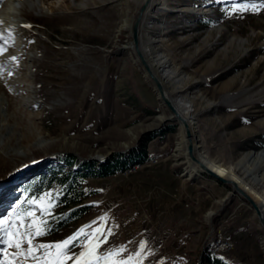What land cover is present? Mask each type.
<instances>
[{
    "label": "rangeland",
    "instance_id": "374dc122",
    "mask_svg": "<svg viewBox=\"0 0 264 264\" xmlns=\"http://www.w3.org/2000/svg\"><path fill=\"white\" fill-rule=\"evenodd\" d=\"M162 1L168 10L156 11L157 4L151 8L142 25L141 40L169 58V66L177 72L174 79L181 77L180 89H175L177 82L168 87L175 99L191 105L198 150L207 159L226 165L244 154L264 150V4L254 0ZM80 2H21L18 22L0 33V220L4 221L0 224V264H46L57 258L55 247L34 248L31 254L29 248L60 243L81 229L75 246L59 257L64 264H73L65 257H79L85 245L96 243L94 236L103 238L97 250L101 256L123 247L113 260L132 257L130 264H152L153 260L146 258L147 245H153L154 236H162L165 230L157 227L155 231L142 215L135 218L134 208L147 204L149 185L163 184V180L150 179L165 166H157L153 153L162 150L179 175L187 177L186 149L178 147L182 127L161 102L131 45L130 22L138 3L88 0L83 7ZM191 7H207L212 12L184 11ZM169 124L174 126L173 132L147 142L146 162L123 173L85 179L82 187L95 192L82 200L90 207L77 219L48 231L60 212L54 200L50 207L47 199L43 205L39 201L52 192L50 189L21 204L20 184L57 164L60 154L100 162L136 146L146 132ZM200 178L196 174L188 180L203 196L209 194L210 204L185 219L192 229L203 226L200 248L206 245L215 222L224 230L244 221L250 242L240 236L238 249L237 239L226 238L233 240V248L223 253V259L264 260V230L253 209L228 185L212 181L214 187H201ZM100 184L105 186L102 191L96 189ZM258 189L264 196V188ZM234 196L238 200L234 198L233 209L227 211ZM29 201H34L35 207ZM209 212H213L210 217ZM41 221L46 222L47 233L35 236ZM179 221L175 223L184 222ZM219 235L227 236L220 231L210 236L208 250ZM20 239L23 243L17 248ZM197 256H201L199 251H192L186 261L175 259L167 264H198Z\"/></svg>",
    "mask_w": 264,
    "mask_h": 264
},
{
    "label": "crops",
    "instance_id": "0c3cea01",
    "mask_svg": "<svg viewBox=\"0 0 264 264\" xmlns=\"http://www.w3.org/2000/svg\"><path fill=\"white\" fill-rule=\"evenodd\" d=\"M264 153V150L256 153H247L248 155H258ZM154 156L156 157L154 161L157 159L158 163L157 166L165 163V166L158 171H155L154 175L150 177V179H155L157 181H162V186H158L156 183L154 185H149L147 187L148 192V201L146 205H139L137 208H134L136 211L135 218L139 219L142 215L144 219H146L150 224L155 227V231L157 227L164 228L165 233L162 236L155 235L153 240V245H147L148 247V255L146 258H149L152 261V264H167L170 261H174L175 259H181L182 261H186L187 258L190 257V252L196 251L201 254L203 249L200 248L199 240L202 236L204 229L203 226L199 225L196 229H192L190 221L185 220L194 214L197 215L200 210L208 206L210 204V197L204 193L203 191L196 188L195 184L189 182L188 179H193L196 174L201 176L202 178L198 179L201 187L205 185H214L216 184V180L209 178L208 176H203L197 170L196 172H186L187 175L183 178L182 175H179V171L176 167L172 166L168 160L167 155H162V150L155 151ZM245 155V156H244ZM239 157L237 160L230 164H223L219 160H215V162L220 163L226 167H233L237 174L241 176H245L246 171L248 168H245L250 163V158L248 155L244 154ZM244 156V157H243ZM260 166L256 167L252 173H250V177L252 175L258 174L260 180L262 177L264 178V172L260 173V170L264 171V157H262ZM187 167L189 168V160L187 159L186 163ZM148 164V163H147ZM154 164V163H152ZM186 167V168H187ZM160 168V167H157ZM246 169V170H245ZM185 171V170H184ZM257 172V173H256ZM183 174V172H182ZM206 177V178H205ZM246 178L250 179L249 177L245 176ZM215 181V182H212ZM248 181V180H247ZM219 182V181H218ZM264 180L259 182H251L256 189L259 187L264 188L263 186ZM105 186L100 184L96 189L102 191ZM219 188V187H218ZM213 189L214 188H210ZM222 192H224V187L221 186ZM140 192L138 194H141ZM215 194L219 195V192L214 190ZM238 200L237 196L233 197V201L229 200L227 204L226 210L233 209L232 205L235 202V199ZM141 204V202H139ZM185 207V208H182ZM225 210V208H224ZM190 213V214H189ZM213 212L208 213V217L212 215ZM233 215V213H232ZM171 220V221H170ZM177 220H183L184 222H180L176 224ZM173 221V222H172ZM215 228H218V231L226 233V238H235L237 241L235 242V247L240 249L241 245L239 240L244 237V239L248 240L251 237L250 232L247 230V224L240 221H237L236 224L232 225L229 228L220 229L222 224H218L215 222L213 224ZM246 225V226H245ZM141 230V228L139 227ZM142 231H145L144 227ZM155 233V232H154ZM212 233V226L210 228L209 234L206 233L202 238H205L208 234L206 239V245L209 246V238ZM244 235H247L246 237ZM241 236V238H240ZM144 243L147 240H143ZM211 242V240H210ZM250 242V241H249ZM149 244V243H148ZM203 248V247H202ZM211 248V247H210ZM256 255V254H255ZM258 256V254L256 255ZM199 257V256H197ZM227 257V256H226ZM260 257V256H259ZM255 259V263L250 262L246 263L241 257L232 256L230 259L227 258V262L229 264H264L263 258ZM160 260V261H158Z\"/></svg>",
    "mask_w": 264,
    "mask_h": 264
},
{
    "label": "trees",
    "instance_id": "16d2710c",
    "mask_svg": "<svg viewBox=\"0 0 264 264\" xmlns=\"http://www.w3.org/2000/svg\"><path fill=\"white\" fill-rule=\"evenodd\" d=\"M173 130L174 126L169 124L164 128L146 132L136 146L100 162L81 160L69 153L60 154L57 164L48 165L44 171L31 175L28 180L20 184L21 204L23 205L24 201L31 197L36 198L42 191L50 189L54 204L59 206L60 212L50 222L48 231L56 230L80 217L90 207L89 204L82 203L84 198L95 192L93 189L82 187L86 178H103L123 173L135 164L141 165L149 159L147 142L152 138L161 137L165 132H173ZM223 258L222 256L210 257L208 245H205L198 264H229Z\"/></svg>",
    "mask_w": 264,
    "mask_h": 264
},
{
    "label": "bare ground",
    "instance_id": "6f19581e",
    "mask_svg": "<svg viewBox=\"0 0 264 264\" xmlns=\"http://www.w3.org/2000/svg\"><path fill=\"white\" fill-rule=\"evenodd\" d=\"M88 0H82V2L79 3L80 6H86V2ZM95 1V0H91ZM138 3V9L134 17L131 19L130 22V28L133 22L136 20V17L138 16V10L139 8L144 5L139 18L137 19V24H136V38H137V47L138 51L141 54L142 58L144 59V62L151 72V74L159 81L162 87V92L165 98H167L171 105L173 106V109L176 111V113L181 117L186 119V122L189 127V131L191 132V142L193 145V154L196 156V158L201 161L203 164H205L213 173H215L217 176L235 182V184L240 187L245 193L253 200V202L258 206L260 209L263 217H264V196L261 195L257 189L250 184L251 182H259L261 181L259 178L258 174L252 175L250 177V173L253 172V170L260 166L262 157H264V153H259L258 155H249L250 158V163L248 166L245 168H248V171H246L245 176L249 177L250 179L246 178L245 176H240L239 174L236 173V171L233 169V167H226L221 165L220 163L211 161L207 159V157L198 150V146L196 143V135H195V127H194V122H193V115L191 114V105L189 102H185L181 99H175L172 96V92L169 91V83L170 82H177L176 83V90L181 88V77L178 79H174L175 76L177 75L176 70L171 66L169 58L162 54V53H156L153 49L152 43H149L148 46H144L141 38V29L142 25L145 22V17L148 15V12L151 10V8L157 4L156 11H161V10H168L167 7L165 6V3L162 0H135ZM29 3L31 0H3L2 4L0 6V21L6 25L5 27L0 26V33L4 31L5 28H10L13 25H15L19 18L17 19V12L19 10V3ZM74 0H72V3ZM255 3H262L264 4V0H254ZM184 11L190 12L191 14H206L212 12L211 8L207 7H191L184 9ZM3 29V30H2ZM152 42H155L154 39ZM132 47L133 44L131 43ZM134 52V49H133ZM135 53V52H134ZM136 55V54H135ZM138 59V58H137ZM139 61V60H138ZM140 63V62H139ZM145 70V69H144ZM146 72V71H145ZM147 76L148 73L146 72ZM149 77V76H148ZM150 78V77H149ZM159 96V94H158ZM161 117V116H160ZM171 117L175 118L173 113L171 112ZM162 118V117H161ZM176 120V118H175ZM177 121V120H176ZM180 123L183 131V136L181 138V142L178 144L179 149L185 148L186 149V142L187 138L185 136V132L183 129V126L180 121H177ZM186 154V152H185ZM137 165V164H135ZM190 167L185 168L184 173L186 172H196L197 166L190 162L189 163ZM246 170V169H245ZM256 170V169H255ZM257 173V172H256ZM264 176V175H263ZM262 179H264L262 177ZM248 180V181H247ZM259 190V189H258ZM263 191V190H262ZM218 233V232H217ZM225 240L226 237L219 235L218 237L216 236L212 240V246L208 250L209 251V256L210 257H220L223 255L224 252L226 251H217L225 246ZM175 264H186L185 262H177Z\"/></svg>",
    "mask_w": 264,
    "mask_h": 264
},
{
    "label": "snow or ice",
    "instance_id": "6c2138e0",
    "mask_svg": "<svg viewBox=\"0 0 264 264\" xmlns=\"http://www.w3.org/2000/svg\"><path fill=\"white\" fill-rule=\"evenodd\" d=\"M237 11H239L240 9L237 8ZM253 10H258L253 8ZM13 59H15V57H13ZM53 194L52 193H45L42 197L39 198V201L41 203V205H43V202L45 199L48 200V205L49 207L52 206V200H53ZM30 205H33V207H35V203L34 201H29ZM44 208L41 207V213L43 214L44 212ZM28 215H33L32 212H29ZM4 221L0 220V224H3ZM83 229L78 230V232L76 234H74L72 237H69L68 239L60 242V243H56L54 245H44V244H40V245H35L29 248L28 252L29 254H31L33 252V249H51L53 247H55L58 251L56 254V259L55 260H49L46 262V264H64V261L59 259V257L64 256V254L66 252H68L71 247L75 246V242L78 240L80 234L82 233ZM97 232L100 231V229L96 230ZM110 232V230H109ZM47 233V226H46V222L41 221V227L37 229V231L35 232V236H41ZM13 238H15L16 233H12L11 234ZM103 238L99 237V236H94L93 237V241H97L96 243H92L90 242L88 245L84 246V250L80 252L79 257H65V259H72L73 260V264H100L101 261H103V264H130V261H132V257H129L128 260H113L112 257L114 256H118L120 252L124 251L123 247L121 249L118 250H113L110 251L109 253L101 256L99 254H97V250L99 249V241H102ZM31 240H32V236L30 234V238L28 240L29 245H31ZM23 243V239H20L19 241H17L15 243V247L20 248L21 244ZM143 242L141 243V248H143ZM51 255V254H50ZM137 256L140 255V253L136 254ZM33 259H36L35 256H33Z\"/></svg>",
    "mask_w": 264,
    "mask_h": 264
},
{
    "label": "water",
    "instance_id": "95a60500",
    "mask_svg": "<svg viewBox=\"0 0 264 264\" xmlns=\"http://www.w3.org/2000/svg\"><path fill=\"white\" fill-rule=\"evenodd\" d=\"M144 5H142L139 10H138V16L136 17V20L133 22V24L131 25L130 28V35H131V40H132V44H133V49L134 52L140 62V64L143 66V68L145 69V71L148 73V76L150 77V79L152 80V83L157 91V93L159 94V98L161 99V102L168 108V110H170V112L173 113V115L175 116L177 121H180L184 132H185V136L187 138V142H186V156L187 159L194 163L197 166V169L199 172L203 173L204 175L208 176L211 179H214L216 181L221 182L224 185H228L231 189V191L234 193V195L239 196L240 198H242L247 204H249V206L253 209L258 223L259 225L262 227V229L264 230V217L260 211V209L258 208V206L253 202V200L245 193V191H243L240 187H238L235 182L233 181H229L226 179H223L219 176H217L215 173H213L205 164H203L201 161H199L196 156L193 154V145L191 142V132L189 131V127L188 124L186 122V119L181 118L176 111L173 109V106L171 105L170 101L165 98V96L163 95L162 92V87L161 84L159 83V81L151 74V72L149 71V69L147 68L144 59L142 58L141 54L138 51V47H137V38H136V24H137V19L139 18V15L143 9ZM176 121V122H177ZM101 160V159H100Z\"/></svg>",
    "mask_w": 264,
    "mask_h": 264
},
{
    "label": "built area",
    "instance_id": "2783aa9c",
    "mask_svg": "<svg viewBox=\"0 0 264 264\" xmlns=\"http://www.w3.org/2000/svg\"><path fill=\"white\" fill-rule=\"evenodd\" d=\"M216 232H218V228H215V227L213 228V225H212L211 235H214ZM232 248H233V240H225V246L217 251H226L228 253Z\"/></svg>",
    "mask_w": 264,
    "mask_h": 264
}]
</instances>
